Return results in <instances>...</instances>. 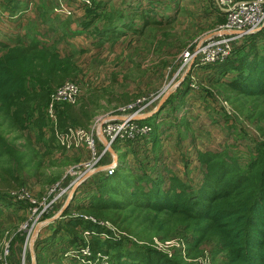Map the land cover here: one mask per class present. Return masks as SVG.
Masks as SVG:
<instances>
[{"label":"rangeland","instance_id":"rangeland-1","mask_svg":"<svg viewBox=\"0 0 264 264\" xmlns=\"http://www.w3.org/2000/svg\"><path fill=\"white\" fill-rule=\"evenodd\" d=\"M245 1L251 0H0V58L4 45L39 43L59 58L69 59L73 74L66 82L78 87L81 99L94 98L98 108L83 130L93 134L100 155L90 168L85 144L62 146L58 137L63 132L50 140L60 106H55L54 115L46 111L42 126L32 118L22 134L6 135L20 159L1 155L0 169L13 170L20 178L19 194L9 197L18 201L24 193L20 199L26 209L14 214L0 202V264L3 260L8 264H116L113 252L94 258L89 241L123 237L110 225L71 211L94 197H104L98 195L104 180L96 179L105 177L104 169L116 153L119 168L126 164L146 188L158 182L167 189L175 184L174 177L195 196L206 174L199 155L219 154L237 164L239 172L228 171L227 178L246 174L257 147L264 148V123L257 122V116L264 115V101H235L234 107L243 108L238 113L230 104L235 98L225 96L227 83L237 74L226 70V75L215 77L214 69L233 53L235 59L244 53L251 43L249 36L264 29L262 25L253 34L217 35L226 12ZM146 19L161 23L145 26ZM112 25L118 27L110 32L107 27ZM221 36L235 38L225 61L210 65L199 60L195 67L187 66L186 52L206 38ZM258 49L264 50V43L259 42ZM130 115H149L140 122L143 133L140 128L133 130L130 141L108 145L96 134L107 125L117 127ZM77 129L81 128L72 131ZM43 200L52 204L40 214ZM67 219L84 222L77 227L81 236L76 245L69 244L65 233L54 231ZM47 224L49 236L39 239V229ZM90 225L97 228L92 232ZM29 232L35 238L32 246L24 248ZM160 238H151V243L128 241L131 248L125 249L137 257L138 264H144L145 247L182 264H230L217 239L189 250L188 243L194 240L180 227H174L168 238ZM5 243L8 255L4 257ZM86 250L89 255L83 254Z\"/></svg>","mask_w":264,"mask_h":264},{"label":"trees","instance_id":"trees-1","mask_svg":"<svg viewBox=\"0 0 264 264\" xmlns=\"http://www.w3.org/2000/svg\"><path fill=\"white\" fill-rule=\"evenodd\" d=\"M143 22L145 26L161 23L147 19ZM225 23V20L221 21V24ZM107 28L110 32L116 30L114 25ZM249 38L251 43L244 53L242 51L236 59L233 53L225 64L214 68L215 77L226 75V70L237 74L227 83L225 96L227 100L232 96L235 98L230 104L238 113L243 112V108L234 107L235 101H264V50L258 49L259 42L264 43V29ZM2 48L5 51L0 58V156L6 155L8 160H14L15 156L18 162L19 151L8 143L6 135L22 134L32 118L42 126L50 95L71 79L73 70L69 59L59 58L53 49L39 43L28 47L20 43L4 45ZM219 70L223 72L218 73ZM58 109L56 125L51 129L52 141L57 132L87 128L98 108L94 98L79 97L75 105L63 104ZM257 117V122L264 123V115ZM257 151L246 174L238 173L229 178L228 171L239 172L237 164L229 163L219 154L199 155L198 160L206 168V174L203 187L196 196L174 177L171 181L175 184H170L167 189L158 182L146 188L145 181L141 183V178L135 179L124 164L112 177L96 179L104 180L98 186V195L104 197H94L87 205L73 206L71 211L106 223L123 237L105 242L97 238L89 241L94 257L113 252L116 264H138L137 257L125 249L131 248L128 241L151 243V238L159 236L164 240L174 227H180L192 236L194 242L188 243L189 250L217 239L230 264H264V148L259 145ZM221 184L226 186L223 188ZM21 188L22 182L13 170L0 169V202L12 208L10 212L14 214L26 209L24 203L9 197ZM82 222L67 219L54 231L65 233L70 239L69 244L76 245L77 237L81 236L77 227ZM88 228L92 231L97 225ZM144 249L147 254L144 264H182L180 259L173 262L149 247Z\"/></svg>","mask_w":264,"mask_h":264},{"label":"built area","instance_id":"built-area-1","mask_svg":"<svg viewBox=\"0 0 264 264\" xmlns=\"http://www.w3.org/2000/svg\"><path fill=\"white\" fill-rule=\"evenodd\" d=\"M226 23L220 28L223 31H232L235 30L237 32H242L245 35L253 34L257 32V28L264 25V0H251L240 2L234 4L227 12H226ZM259 26V27H258ZM235 38L230 37H210L206 38L204 42H202L194 51L186 52L183 55V60L187 64V66L195 67L197 61H205L206 63L213 65L217 63H221L228 58L230 51V41H233ZM80 97V92L78 87L72 82H65L61 87L56 89L50 95V105L48 108V113L50 115H54V111H56L55 106H61L63 104L74 105L77 103ZM126 111V110H124ZM130 113L129 111H127ZM135 116H127L122 118L119 121V125L117 127H112V125H107L102 129V132L96 131V134L107 140L108 145L112 144H122L128 142L132 139V131L140 128V133H143V129H141V123L134 121ZM56 125V118L54 126ZM58 137L60 144L62 146L68 147L69 145H73L77 147V145L85 144L86 150L89 151L91 155V165L90 168L95 166L100 159L99 151L97 145L95 143L93 134L89 130L77 129V130H69L65 133H62ZM57 134H55L56 136ZM116 163V164H115ZM119 168V162L112 161L110 165H108L104 169V173L106 177H112ZM18 191L17 195L19 194ZM24 194V193H23ZM23 194L18 196V201H22ZM21 198V199H20ZM50 201L43 200V209L40 214H43L45 210L48 209L51 203ZM47 203H49L47 205ZM35 236H31V232H29L27 236L26 243L24 248L27 246H32L33 240ZM4 257L8 255L7 244H4ZM89 255V251L86 250L83 254ZM100 257L99 255L97 256ZM94 257V258H97ZM1 264H8L6 261H2Z\"/></svg>","mask_w":264,"mask_h":264},{"label":"crops","instance_id":"crops-1","mask_svg":"<svg viewBox=\"0 0 264 264\" xmlns=\"http://www.w3.org/2000/svg\"><path fill=\"white\" fill-rule=\"evenodd\" d=\"M117 27V26H116ZM81 152H84V151H81ZM86 155H87V153L86 152H84ZM116 153V152H115ZM111 157L113 158V159H111V161H109V163H108V165H110V163L112 162V161H117V162H119V157H118V155H117V153H116V155L115 156H113V155H111ZM48 224L47 225H44L43 227H41L40 229H39V232H38V237H39V239H41L42 237H44V236H49L48 234V232H47V229H48ZM46 233H47V235H46ZM40 241V240H39Z\"/></svg>","mask_w":264,"mask_h":264},{"label":"water","instance_id":"water-1","mask_svg":"<svg viewBox=\"0 0 264 264\" xmlns=\"http://www.w3.org/2000/svg\"><path fill=\"white\" fill-rule=\"evenodd\" d=\"M217 35H243V33L242 32H237V31H228V32L223 31V32L218 33ZM148 118H149V115L143 116V117H134L133 119H134V121L142 122V121H144V120H146Z\"/></svg>","mask_w":264,"mask_h":264},{"label":"bare ground","instance_id":"bare-ground-1","mask_svg":"<svg viewBox=\"0 0 264 264\" xmlns=\"http://www.w3.org/2000/svg\"><path fill=\"white\" fill-rule=\"evenodd\" d=\"M114 162H116V161H114ZM116 164V163H115Z\"/></svg>","mask_w":264,"mask_h":264}]
</instances>
